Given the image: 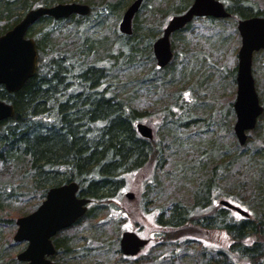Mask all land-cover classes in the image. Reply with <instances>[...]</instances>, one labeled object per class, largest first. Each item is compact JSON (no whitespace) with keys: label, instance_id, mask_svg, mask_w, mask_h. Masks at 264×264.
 I'll use <instances>...</instances> for the list:
<instances>
[{"label":"trees","instance_id":"16d2710c","mask_svg":"<svg viewBox=\"0 0 264 264\" xmlns=\"http://www.w3.org/2000/svg\"><path fill=\"white\" fill-rule=\"evenodd\" d=\"M130 1L133 0H0V35L17 24L27 11L40 6L78 2L90 8L86 16L71 15L59 20L48 16L39 18L26 33L27 38L35 39L38 54L35 75L16 93H7L0 85V100L13 108V116L0 122V179L11 178L15 174L20 176L21 182L31 179L37 202L30 207L27 214L37 208L50 188L75 182L79 186V197L88 199L90 203L86 213L70 228L80 224L82 220L94 222L99 228L110 224L119 228L117 221L122 220L120 199L127 177L145 165L157 164L155 158L162 151L158 149L155 137L147 140L139 136L135 130L139 113L132 108L127 96L114 93L117 89L115 83L121 82V77L126 79L127 71L131 76L126 79L125 84L130 89L133 87L134 74L131 71L135 63L142 59L154 61L152 43L157 35L151 29H143L142 32L140 29L144 25L141 10L147 0L143 1L133 18L131 35L119 34L114 29V36L109 39L114 43L109 42L107 45L106 37L98 39L94 35L91 36V33L84 34L89 24L102 19L104 14L116 16L118 20ZM219 1L230 14L227 19L237 21L264 17V13L253 10L244 0H232L230 5H227L225 0ZM191 3L192 0L178 3L179 6L175 7L172 16L183 13ZM102 10L105 13L98 12ZM207 20L212 22L216 19ZM189 25L190 23L173 33L171 38L176 33L187 30ZM68 30H73L71 36L66 34ZM68 37H71V41ZM171 62L159 72H166ZM156 70H150L146 78L137 81V89L149 87V84L165 87L168 81L157 77ZM119 73H122L121 77ZM235 73L236 69L231 73L233 81ZM172 97L177 95L174 93ZM174 105L176 106L177 102ZM185 115L188 116L187 113ZM167 116L171 115L165 114V117ZM179 118L181 112L178 111L174 117L166 118L165 123H170V126L182 124L185 127L186 122H179ZM249 139L248 137L246 143ZM237 143L235 141V146L241 148ZM212 148L207 154L210 159L228 158V151L222 152L218 146ZM254 149L253 146L252 150ZM253 152L258 154V151ZM259 154L264 161L263 153ZM236 157L238 155H235L234 159ZM203 158L202 154L191 158L190 161L182 157L175 161L176 170L184 181L192 184L196 182V179H193L196 177H187L186 173L197 174L199 170L204 169ZM210 159H207V166L211 168ZM209 175V179H200L195 183L198 185L195 194L199 201L197 208L200 210V218H191V215L195 214L182 209L180 205L174 206L170 212L161 211L156 218L155 226L160 231L163 242L158 246L173 245L172 252L169 253L171 256L166 257L167 261L173 264L172 257L181 246L187 248L186 245L190 243L200 242L184 238L174 241L172 238L175 232L197 228L195 223L200 221L199 225L197 223L200 228H218L230 239L227 251L216 253L215 257L212 254H204L202 264H264V226L255 218V213L245 211L248 217H242L231 209L218 208L215 209L216 213L204 217L202 212L205 202L209 200L214 189L219 188L215 187L212 177L221 180L224 175L222 167L213 166ZM155 181L154 179L149 182L150 188L154 187ZM20 187H23L22 183L17 185V189H21ZM148 188L149 186H146V190ZM17 189L12 183L0 182V214L5 211L8 202H20L23 193L19 195ZM255 212L258 213L257 210ZM103 213H106L108 219L100 221L98 218ZM1 225L2 222L0 228ZM6 225L14 230L13 221H8ZM64 231L52 239L55 248L53 260L57 264H69V258L77 259L72 264H79L94 251L98 254L94 257L100 259L104 254L107 255L105 250L110 249L105 248L110 246L114 253L119 255L120 261L130 260L122 257L117 248L120 231L114 239V247L103 235H97L90 240H77L72 236L59 237ZM82 240L85 243L79 246ZM205 256L209 258L205 260ZM91 261L88 264H99V260ZM13 264L19 263L13 260ZM192 264L201 263H194L193 260Z\"/></svg>","mask_w":264,"mask_h":264},{"label":"rangeland","instance_id":"374dc122","mask_svg":"<svg viewBox=\"0 0 264 264\" xmlns=\"http://www.w3.org/2000/svg\"><path fill=\"white\" fill-rule=\"evenodd\" d=\"M181 1L186 3L188 0H147L141 10V20L144 22L140 27L141 32L143 29H151L157 35L156 40L161 36L175 7L179 6ZM231 1L225 0L227 5H230ZM244 1L249 3L253 10L264 13V0ZM126 8L123 9L118 20L116 16L106 14L102 15V19H93L95 22L89 24L84 34L91 33V36L94 35L98 39L106 37L107 45L109 42L114 43L109 39L114 36V29L120 34L118 25ZM236 25L237 21L231 19H216L210 22L207 18H196L190 22L187 30L170 37L174 58L172 57L173 60L166 72H159L163 69L157 67L155 60L152 62L149 59H142L135 63L131 71L134 74L133 90L125 84L131 76L129 71L126 72L128 75L125 74L127 80L121 77L122 73H119L121 82L115 83L117 89L114 93L120 95L122 93V96L129 98L132 108L139 113L136 123H143L153 129L155 142L159 145L158 149L162 151V155L157 154L155 158L157 164L145 165L127 177L120 199L119 210L122 220L117 221L119 228L113 227L110 223L109 226L99 228L94 222L82 220L80 224L60 233L59 237L72 236L77 240L85 238L90 240L97 235H103L107 237L109 244L113 243L114 247V239L119 231L121 234V231L134 230L140 237L148 238L151 244L133 261H120L119 255L114 253L110 246L105 248L110 249L109 251L104 249L107 255L104 254L97 259L94 255L98 254L94 251L90 253L89 258L80 261L79 264L91 263V259L99 260V264H170L166 257L171 256L169 253L172 252L173 245L158 246L163 242L160 231L155 228L156 218L161 211L170 212L176 205L195 214L191 215V218H200V210L197 208L199 201L195 194L198 185L195 183L200 179H209L210 170L215 165L222 167L224 175L221 180L212 177L215 187L219 188L214 189L209 200L205 202V209L202 212L204 217L216 213L215 208L221 207L220 204L216 207V203L220 199H225L245 211L255 213V218H258L264 226V161L259 154L264 155V114L257 119L255 128L246 133L250 138L249 141L243 146L240 145L241 148L235 146L237 139L233 131L236 120L233 103L236 97V81L232 80L231 73L237 67V54L241 44ZM72 33L73 30L66 32L69 36ZM68 38L71 41V37ZM154 68L157 69V77L168 81L165 82V87L149 84V87L137 89L138 82L146 78L148 72L154 71ZM252 74L260 104L264 107V53L261 51L253 55ZM174 93L177 95L175 98L172 97ZM178 111L181 112L178 121L186 122L185 127L182 124L170 126V123H165L166 118L174 117ZM186 113L188 116L185 115ZM165 114L171 116L165 117ZM182 118L186 120L183 121ZM215 146L220 147L222 152L228 151V158L210 159L207 154ZM253 146L254 150H252ZM253 151H258V154ZM202 154L204 169L199 170L197 174L186 173L187 177H196L193 178L196 182L193 181L195 183L192 184L184 181L176 170L175 161L177 162L179 157L190 161L191 158H197ZM235 155L238 157L234 159ZM207 159H210L211 168L207 166ZM160 164L162 167H159ZM19 177L15 174L11 178L0 179L2 183H12L16 189L17 185L21 183L23 185L21 189H17L19 195L23 193L20 202H8L5 211L0 214V222L3 223L0 228V264H13L16 255L24 249L25 243L13 241L16 231L15 220L27 215L30 207L37 202L31 187V179H24L21 182ZM154 179L155 185L150 188L149 182ZM146 186H149L147 190ZM127 192L133 193L131 200L125 197ZM105 218H107L106 213H103L98 219L103 221ZM10 220L14 222V230L6 225ZM197 223L199 225L200 221ZM197 223H195L197 228L191 227L172 235L174 241L183 238L200 241L186 245L187 248L181 246L172 257L173 264H192L193 260L194 263L199 261L202 264L204 254L207 256L212 254L215 257L216 253L228 250L230 239L223 230L218 228L206 230L200 228ZM74 234L77 236H73ZM84 243L85 241L82 240L78 245ZM116 245L119 249V241ZM207 256L205 260L209 258ZM68 260L69 264L77 261L73 258Z\"/></svg>","mask_w":264,"mask_h":264},{"label":"water","instance_id":"95a60500","mask_svg":"<svg viewBox=\"0 0 264 264\" xmlns=\"http://www.w3.org/2000/svg\"><path fill=\"white\" fill-rule=\"evenodd\" d=\"M143 0H134L124 11L118 25L120 34H132V20ZM89 6L76 2L59 3L50 7L40 6L25 13L11 29L0 35V85L7 93H16L25 82L35 75L37 69V50L35 42L26 37L28 28L39 18L48 16L54 20L65 19L71 15L86 16ZM230 14L218 0H193L191 6L182 14L173 16L162 31V35L152 45V53L158 68H164L171 61L173 53L170 36L182 29L195 17L227 18ZM240 37L237 54L236 97L233 103L235 124L233 131L239 145L243 146L247 132L252 131L263 108L255 89L252 75L253 54L264 50V17H251L239 20L236 26ZM13 116L10 104L0 100V122ZM136 132L144 139L152 140L151 127L137 123ZM79 186L75 182L50 188L41 204L30 214L16 219L15 243H26L16 259L22 264H57L49 258L55 253L52 238L60 231L72 226L86 212L89 200L78 196ZM129 200L133 194L128 192ZM226 208L234 210L243 217L248 213L226 201H220ZM148 243L135 232H122L119 249L124 256H135Z\"/></svg>","mask_w":264,"mask_h":264},{"label":"flooded vegetation","instance_id":"af4514ba","mask_svg":"<svg viewBox=\"0 0 264 264\" xmlns=\"http://www.w3.org/2000/svg\"><path fill=\"white\" fill-rule=\"evenodd\" d=\"M222 200H225V199H222ZM221 199L216 203L217 204V206L216 207H218V205H219V202L220 201H222ZM218 208H225V207H218ZM215 209H217V208H215ZM156 228V227H155ZM157 229V228H156ZM134 232H136V231H134ZM137 233V232H136ZM158 233V232H157ZM138 235V234H137ZM141 238H144V237H141ZM151 244V241L149 240V242H148V244L144 247V248H142L141 249V251L139 252V254L137 255V256H135V257H127L126 259H130V260H135V259H137L141 254H142V252L149 246Z\"/></svg>","mask_w":264,"mask_h":264}]
</instances>
